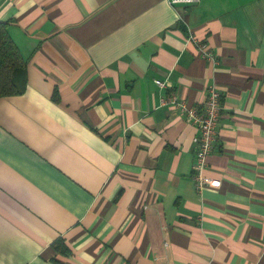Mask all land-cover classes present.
I'll list each match as a JSON object with an SVG mask.
<instances>
[{"label":"crops","instance_id":"1","mask_svg":"<svg viewBox=\"0 0 264 264\" xmlns=\"http://www.w3.org/2000/svg\"><path fill=\"white\" fill-rule=\"evenodd\" d=\"M0 22L27 78L0 98V264H264V0H0ZM208 86L197 190L198 130L161 99Z\"/></svg>","mask_w":264,"mask_h":264},{"label":"built area","instance_id":"2","mask_svg":"<svg viewBox=\"0 0 264 264\" xmlns=\"http://www.w3.org/2000/svg\"><path fill=\"white\" fill-rule=\"evenodd\" d=\"M171 6L192 5L198 0H167ZM191 41L197 45L198 51L207 61H215L214 55L208 50L205 44H201L195 39ZM159 89H165V84L162 81H154ZM220 93L213 86H208L205 91V100L200 108L189 107L186 103L180 100L176 95L170 94L161 99V104L174 108L186 122L195 126L198 134L193 138V144L196 147L194 162H193V181L195 188L201 190L204 187H218L219 181L205 174L207 171V157L215 148L217 140L218 122L221 116Z\"/></svg>","mask_w":264,"mask_h":264},{"label":"trees","instance_id":"3","mask_svg":"<svg viewBox=\"0 0 264 264\" xmlns=\"http://www.w3.org/2000/svg\"><path fill=\"white\" fill-rule=\"evenodd\" d=\"M26 64L8 34V23L0 22V98L21 95L26 88ZM57 243V247H59Z\"/></svg>","mask_w":264,"mask_h":264}]
</instances>
